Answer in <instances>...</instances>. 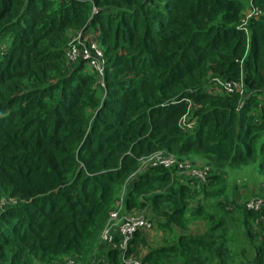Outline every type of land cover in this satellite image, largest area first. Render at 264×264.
<instances>
[{"label": "trees", "instance_id": "obj_1", "mask_svg": "<svg viewBox=\"0 0 264 264\" xmlns=\"http://www.w3.org/2000/svg\"><path fill=\"white\" fill-rule=\"evenodd\" d=\"M250 4L260 12L245 31ZM88 30L104 85L66 57L71 35ZM156 150L202 160L206 180L177 165L129 179ZM251 164L264 174V0H0V264H89L99 244L94 264H124L100 238L121 187L122 213L147 209L175 235L149 248L137 230L126 256L140 264H264V204L230 198L217 171ZM200 194L219 214L189 206ZM201 215L205 229L190 232ZM235 222L250 259L228 236Z\"/></svg>", "mask_w": 264, "mask_h": 264}, {"label": "built area", "instance_id": "obj_2", "mask_svg": "<svg viewBox=\"0 0 264 264\" xmlns=\"http://www.w3.org/2000/svg\"><path fill=\"white\" fill-rule=\"evenodd\" d=\"M93 12L96 11V8L93 7ZM260 11L258 8L250 4L247 13L242 17L239 22V28H243L246 31V24L248 18L252 15L258 14ZM66 57L72 62L77 59H82L86 61L90 68H92L98 76L100 85L103 83V71H104V56L103 50L98 44L97 40H86L85 37L79 35L78 38L69 41V45L66 49ZM215 83L220 85V89L226 93H233L235 90L242 92V88L239 83L221 81L216 78L213 79ZM186 114H183L180 117L179 125H181L184 130L191 128L193 122L187 121ZM177 165L181 171H184V175L192 179H197L199 181H205L207 175V168H197L193 166L190 162H181L176 159V157L165 151V150H156L150 153L147 156H143L139 160V167L134 172L131 177H134L139 173L140 169L145 170L151 166H163L171 167ZM264 204V201L260 197H253L246 202L247 208L258 209ZM121 210V200L117 208L109 212L108 220L101 232V241L106 245L111 247H116L120 250L121 258L124 264H140V261L133 257L132 255L126 256V251L129 246V242L132 239L133 234L141 228L150 229L151 222H148L143 216L128 217L127 215H120ZM116 222L118 227H116ZM118 236V240L115 241V236ZM74 258H68L66 261L58 264H74Z\"/></svg>", "mask_w": 264, "mask_h": 264}, {"label": "rangeland", "instance_id": "obj_3", "mask_svg": "<svg viewBox=\"0 0 264 264\" xmlns=\"http://www.w3.org/2000/svg\"><path fill=\"white\" fill-rule=\"evenodd\" d=\"M248 11V6L245 8V11L243 12V16L247 13ZM81 36H85L86 40H95L96 39V34L93 30H88L87 33L85 32L84 34L80 31L74 33L71 35L70 40H74L76 38ZM188 162H190L193 166L197 168H208V164L203 162L200 159H191ZM140 172L143 171L142 169L139 170ZM217 171L221 173L222 175L225 176L227 183H228V188H227V193L230 198L236 197L238 199V202H242L246 198H253V197H264V174L260 173L253 164L251 165H242L237 168H231V167H224V168H218ZM136 172V171H135ZM139 172V173H140ZM182 173H185L184 171H181ZM133 174V173H132ZM131 174V175H132ZM138 174V173H137ZM137 174L134 176L136 177ZM129 179H134V177H131ZM187 176V175H184ZM188 177V176H187ZM179 179L182 180L179 174ZM178 180V179H177ZM175 180V182L177 181ZM124 187H121L119 191L117 192V198L115 201L114 209L118 207L119 202L121 200V208H122V195H123ZM11 200V199H10ZM8 200L6 199H1L0 200V206L5 204ZM199 202H203V205L206 208V211L213 212L214 214H219V208L217 206V202L215 199L211 198H204L202 194L196 196L193 200L190 201L189 206L190 207H196ZM205 211V212H206ZM148 210L143 209L140 210L139 212H130V213H122L120 210V215H127L128 217H136V216H143L148 222H151L149 219H151L149 216H147ZM238 216V215H236ZM207 217V215H206ZM205 215H201L198 219H193L190 220L188 223V228L193 232H201L205 229L206 227V218ZM192 218V217H191ZM206 218V219H205ZM152 224V222H151ZM153 225V224H152ZM150 229H138V230H143L144 234H146L147 239H148V247L152 248L154 246H157L158 244L161 243H168L170 242L175 235H172L171 233H168L166 231H163L161 229H158L154 225ZM116 227H118V223L116 222ZM240 225L238 222H235L232 227L229 229V238L233 237L235 245L239 247V249L245 247V255L247 259H250L248 257L249 251L248 247L246 244V239L242 234V230L239 228ZM178 233V232H177ZM102 242V241H101ZM103 243V242H102ZM105 244V243H104ZM233 243L230 242V245ZM105 245L99 244L98 249L91 254V260L89 264H94L97 258H100L99 255L103 254V251L105 249ZM145 251V248H140L137 252L139 255H142V253ZM133 256V255H132ZM134 257V256H133ZM136 258V257H135ZM68 258L65 257L62 260L58 261L56 264L61 263L66 261ZM76 263V262H75ZM235 264H237L235 262Z\"/></svg>", "mask_w": 264, "mask_h": 264}]
</instances>
